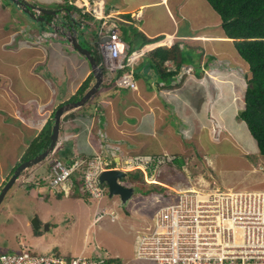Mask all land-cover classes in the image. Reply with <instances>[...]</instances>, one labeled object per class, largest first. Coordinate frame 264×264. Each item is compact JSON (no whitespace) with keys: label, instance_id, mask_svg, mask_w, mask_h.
<instances>
[{"label":"rangeland","instance_id":"rangeland-1","mask_svg":"<svg viewBox=\"0 0 264 264\" xmlns=\"http://www.w3.org/2000/svg\"><path fill=\"white\" fill-rule=\"evenodd\" d=\"M0 1L3 4L9 2L8 0ZM63 1L28 0L27 2L52 9ZM199 7L202 14H205L206 10L214 12L205 0H203V3L201 2ZM0 12H3V10H0ZM214 16L219 19L217 14H214ZM155 19L156 17L153 14L149 15V19L143 18L142 27L148 28L151 21ZM199 20L201 21L200 17ZM188 24L195 33H197L198 27L205 32L210 31L213 33L215 30L214 26L210 29L209 25L197 26L194 22ZM215 25H217L218 30L221 29L220 22ZM183 29L181 32L188 30L186 27ZM210 32L208 33L212 34ZM85 34L89 36L91 31L88 30ZM80 39L83 40L81 37ZM177 40H180L183 48L181 53L184 55L185 63L174 76L173 84L176 96L171 99V103L174 105V113L166 103L165 106H159V104V108L162 109L159 115L161 117L157 120L159 133L152 134L155 137L152 139L150 134L152 123L148 122L146 124L149 128L146 133L148 137L142 138V144L135 146L132 143L133 138H138L134 135L131 139V145L124 148L129 154L158 153L167 157L166 160L160 159V162L156 164L152 178L151 174L146 178L148 182H156L159 186L165 187L166 193L140 194V191L146 192V190H149L148 188L154 187H150L151 184L146 181L139 180V182L128 179L127 181L137 189L138 193H133L124 202L121 201L118 195L104 196L102 198L103 202L100 199L98 203L101 208L98 212L101 213L102 211V214L91 224L96 202L91 199L85 200L83 197L73 198L63 195L57 197L53 194L54 190L50 189L46 180H44V185L41 186L22 181V178L26 175L48 179V162L51 160L50 158L58 156L64 160L71 157V149L81 140H86L85 133L87 139H96L98 145L102 144V146L112 139L113 129L111 127L110 129H100V131H98V128H96L97 131L94 128L88 131L84 129L85 125L90 124L92 121L90 120L92 116L90 117L88 111L85 112L88 107L86 105L82 107L84 106L82 105L67 111L61 118L62 124L65 125L67 124L65 120L76 117L75 120L68 123L66 132H64H68V135L64 136L62 127L60 129L59 139L61 145L58 147L59 153L49 154L34 165L23 169L5 193L0 203V253L19 251L25 245L26 249L35 253L46 254L51 253L52 250L49 249L52 247L68 249L74 243L81 244L85 242L93 247L91 255H94V251L98 252L99 250L96 247L99 244L95 242L99 237L101 238L100 241L105 242L107 245L105 246L106 252L111 257H117L119 260L117 264H156L152 260L136 256L133 248V241H135L133 236H136L138 229L142 228L138 230L141 233L152 224L157 209L169 201H174V193L171 191L173 188L178 189L182 185H190L194 180L205 184L208 183L207 181H214L222 187L234 189L264 188V169L260 168L264 163L263 155L259 153L258 149L255 150L254 139L249 134L244 121L237 117V112L243 107L244 86L250 76L244 60L239 56L236 57V61L232 59L237 56L232 41L225 42L228 49H230L228 53L223 50L225 45L219 46L218 41L215 40L208 41L211 46H207V43L203 41V47L200 44L202 40H197L196 43L192 39ZM188 41H191L188 44L195 43L196 46L188 45ZM201 48L203 52H201ZM208 54L210 60L206 57ZM8 57L3 56L0 59L5 60ZM201 60H203L205 66L199 65ZM145 62L138 66L142 69L140 71L142 78ZM190 73L195 77L194 80H192ZM214 80L220 81L215 83ZM234 81L237 82L238 87H236ZM231 84H234V88ZM229 85H231V88ZM218 88L222 89V93L218 91ZM233 89L236 92L235 96L238 97L237 101L235 100L236 102L234 100L229 101L230 92ZM97 91L92 95V98L98 97L99 93L97 94ZM220 93L222 96H219ZM162 101L163 99L159 94L153 100L157 104ZM90 102L88 101V103ZM231 104L235 107H229ZM100 110L102 111L103 108L97 112ZM50 116L51 114L46 119H50ZM143 119L145 121L148 118L144 116ZM126 120L127 123H130L133 120L132 116L130 115V118L126 117ZM161 128L163 130H159ZM165 128L170 130L168 135L174 136V139L169 142L160 140L159 134L161 136L167 134ZM76 131H79V137L72 138L71 135ZM122 140L124 141V139ZM111 142L115 141L111 140ZM174 152L183 156L181 166H178L177 162L172 163ZM127 168L138 167L132 168L130 166ZM155 188L159 189L158 186ZM110 209L113 211L112 215L109 214ZM35 217L40 223L39 232L36 234H34V228L31 224V220ZM45 224L48 225L47 228H45ZM138 224L141 225L140 228H138ZM19 239L21 240L17 242Z\"/></svg>","mask_w":264,"mask_h":264},{"label":"crops","instance_id":"crops-1","mask_svg":"<svg viewBox=\"0 0 264 264\" xmlns=\"http://www.w3.org/2000/svg\"><path fill=\"white\" fill-rule=\"evenodd\" d=\"M8 1V4H3L0 1V10H3V12H0V58L9 56L5 60L0 59V188L9 178L25 148L36 137L54 108L67 101L76 92L80 84L92 74L88 60L71 47L69 41L63 36L48 38L43 41L35 40L34 34L42 28L41 24L30 18L14 1ZM201 2L203 3V0H105L106 11L109 14L130 13L132 18L139 22L138 29L146 36L150 38L155 36L163 37L155 42L145 44L143 53L134 62V70L139 73L138 76L134 75L137 89L114 88L113 86L108 87L106 84H102L97 91V94L99 93L98 97L92 98L93 96H91L88 100L91 102L88 103L87 101V104L82 106L85 107L86 105L88 108L85 112L88 111L90 117L92 116L90 119L92 121L90 124L85 125L84 129L88 131L94 128L97 131L96 128H98V131H100V129H110L111 127L113 129L112 139L109 138L108 143L106 142L103 145L104 149L103 147L99 149L102 144L98 145L96 139H87L85 133L84 137L86 140H81L71 149V156L89 155L99 152L101 149L105 152L108 144L115 146L116 160L129 155L124 148L131 145V139L134 135L138 136V138H133L134 141L132 143L135 146L142 144V138L148 137L146 136L149 130L146 125L148 122L152 123L151 138H155L152 134L158 132L159 124L157 120L161 117L159 115L162 111L159 106H165L166 103L172 113H174V105H172L171 99L176 96L173 84L174 76H172V81L170 82L172 85L167 86L166 81L169 78H160L159 71H156L151 63L149 53L156 46L169 48L174 43V39H192L194 42L202 40L200 44L203 47L202 44L204 42L207 43V46H211L208 41L215 40L218 41L219 46L224 44L225 49L223 50L229 53L230 49H228L225 42L231 40L226 37L228 40L222 41L225 38L223 31L222 29L218 30L216 28L217 25H215L220 22L214 16L217 13L206 10V13L202 14L199 7ZM150 14H153L156 19L151 21V25L148 28L142 27L143 18L149 19ZM75 17L77 18L75 29H83L84 31H90L92 27L95 29V22L79 19L77 14ZM193 22L197 26L209 25L210 29L214 26L215 30L213 33L210 31L205 32L198 27L197 33H195L188 24H193ZM43 26L45 25L43 24ZM185 27L188 30L181 32ZM80 37L83 39L81 43L87 41V44H83L85 47L92 44V40L86 34L84 36L78 35L79 41H81ZM192 37H198V39H193ZM166 39L167 41H165ZM191 41H188L187 44ZM194 44L188 45L193 46ZM238 56L232 59L236 61ZM229 57L231 58V56ZM143 62L146 64L143 66L144 71L142 74H144L142 78L140 76L142 69L138 68V66L143 64ZM199 65H204L203 60L200 61ZM162 67L167 70H173L174 62L167 60ZM217 70L219 71V69ZM193 78L195 77L192 75V80H194ZM93 82L94 77L90 81V86ZM214 82L217 83L215 80ZM229 87L231 88V85ZM218 91L222 93V89L219 90L218 88ZM157 94L162 97L163 103L157 104L153 102L157 98ZM97 104H99V109L103 108L102 111L97 112L99 110ZM229 107L233 108L232 105ZM218 113L220 114V112ZM130 115L133 119L131 120L132 123H127L126 117L130 118ZM144 116L148 118L145 121L143 119ZM75 118L65 120L67 122L65 125L62 124V119L60 120L59 135L61 127L63 133L66 132L68 123H71ZM164 130L167 131V134L163 136L159 134L160 140L169 142L174 139L173 135H168V131H170L168 128ZM66 135H68V132L64 133V136ZM79 135V131H76L71 137H79ZM111 140L115 142H111ZM41 185H44V183L39 186ZM53 194L57 197L62 196L59 193ZM68 197L79 198V196ZM96 203L98 205L99 202ZM110 210L112 211V209ZM140 227L141 225L138 224V228ZM38 232H34V234ZM100 239L98 237L95 241L99 244L96 246L99 250L93 253L96 255L98 253L103 257L110 256L105 250L107 245ZM92 248V246L84 242L81 244L74 243L68 249H58L56 247L49 249L48 247L47 250H57L60 254L66 256L80 253L92 256Z\"/></svg>","mask_w":264,"mask_h":264},{"label":"built area","instance_id":"built-area-1","mask_svg":"<svg viewBox=\"0 0 264 264\" xmlns=\"http://www.w3.org/2000/svg\"><path fill=\"white\" fill-rule=\"evenodd\" d=\"M72 3L94 21L101 20L97 27L99 37L107 36L98 40L103 70L110 77L118 74L114 80L117 86L136 89L133 69L141 50L130 55L124 52V43L112 21L117 16L106 11L104 0ZM56 18L51 20L52 24ZM58 31L64 33V28L59 27ZM56 36L57 31L41 30L36 39ZM60 143L59 139L56 147ZM103 149L92 155H79L70 163L53 156L48 162V179L26 175L22 181L40 185L46 180L54 192L63 195L71 194L77 183V191L98 202L106 191L98 178L101 171L130 166L155 169L160 159H167L163 155H125L116 160L115 146L109 144L105 152ZM197 182L174 189V201L157 209L152 224L137 232L136 256L156 264H264V188L234 189L214 181ZM98 211L94 221L102 214ZM0 264H103V258L82 253L70 258L38 254L24 245L19 251L0 253Z\"/></svg>","mask_w":264,"mask_h":264},{"label":"trees","instance_id":"trees-1","mask_svg":"<svg viewBox=\"0 0 264 264\" xmlns=\"http://www.w3.org/2000/svg\"><path fill=\"white\" fill-rule=\"evenodd\" d=\"M72 2L73 0H64L62 3H58L56 5V11H61L62 9L65 11V14H62L58 19L60 25L64 26L67 30L75 31V23L77 20L73 18V14H77L79 19L91 20L95 22L97 27L99 26L101 20L94 21L92 16L88 13H81L80 8ZM206 2L219 16L220 27L223 31L224 37H227L232 41L233 46L237 51V55L244 60L245 66H247L250 72V76L247 78L244 86L243 107L237 112V117L244 121L249 134L255 141V150L258 149L264 159V0H206ZM43 16L44 21H38L42 28L44 27L43 24L45 21H48L52 15L44 14ZM112 21H114L118 29L117 31L119 37L124 42V51L127 54L140 49L145 44L155 42L163 37L155 36L150 38L146 36L140 29H138L139 22L133 19L130 13H118L116 18H112ZM97 27L92 29L91 37L88 36V38L92 40V44L87 47L91 49V52L96 58V62H100L102 59L100 53L98 52L99 32ZM85 32L86 31L82 29L77 33L78 35L84 36ZM79 42L81 43L82 41ZM83 44H87V41L81 43V45ZM181 49L183 48L181 47L180 40L174 39V43L169 48L156 46L149 53L154 69L159 71V77L169 78L166 81L167 86L172 85L170 84L172 76H175L178 73V70L181 69L183 67L182 65L185 63L184 55L181 53ZM201 52H203L202 49ZM209 58L208 54L207 59ZM167 60H172L174 62L175 66L173 70H167L162 67L164 62ZM103 72L104 79L102 84H106L108 87L113 86L114 88H118L119 86L114 83L118 74L111 76V78L105 70H103ZM133 73L136 76L139 75V73H137L134 69ZM93 77V74H90V77L86 78L80 84L76 92L70 96L68 100H77L89 88L90 81ZM235 83L236 87H238L237 82H234V84ZM234 84H231L233 88ZM52 116L53 112L50 117L52 118ZM51 118L46 120L36 137L29 142L24 153L20 157V161L34 156L48 145L52 125ZM58 150L59 149H57L55 153H57ZM176 153L177 152H174L173 162H177L178 166H181L183 163V156ZM77 157V155L71 156L64 160L70 163ZM263 165L264 163L260 167L261 169H264ZM126 177L122 180L129 179L145 181V179H143V173L140 169L127 171ZM31 184L33 185V182H31ZM150 184V187L154 188H148L149 190H146V192L140 191V194H148L151 192L166 193L164 187L153 183ZM75 185V187L78 188V184L75 183ZM103 185H105V183H103ZM156 186H158L159 189H156ZM135 193H138L136 188ZM71 196H79L87 199V195L80 192H74ZM38 231V229L34 230V232ZM51 253L56 255L60 254L57 250H52ZM63 256L67 258L71 257L66 255ZM92 256L103 258V264H117L119 261L117 257H103L98 253L97 255L94 254Z\"/></svg>","mask_w":264,"mask_h":264},{"label":"water","instance_id":"water-1","mask_svg":"<svg viewBox=\"0 0 264 264\" xmlns=\"http://www.w3.org/2000/svg\"><path fill=\"white\" fill-rule=\"evenodd\" d=\"M12 1L18 4L23 9V11L26 14H28L30 18L36 21H44V16L41 14H51V15L56 14V10L54 9H47L40 6H35L27 2V0H12ZM34 9H38L41 12V14L35 15L33 12ZM105 39L106 37L102 38L101 40L103 41ZM68 40L71 43V46H73L80 54L84 55V57L88 60L87 62H89L91 71L94 76V82L77 100L66 101L56 107V109L53 112V117L51 118L52 125H51V132L49 135L48 145L41 152L35 154L34 156L28 159L20 161L15 166L13 173L0 188V203L5 193L7 192L8 188L13 184V182L18 177L17 175H19L22 170L44 159L54 149L56 140L58 138L61 116L67 111L82 106L99 89V87L102 84L103 71L101 67L98 66V62H96V58L92 54L91 50L81 45V43L78 41L76 37V33H72ZM125 176H126V172L124 170L107 169V170H103L99 174L98 178L100 182H105L107 184L108 196H112L114 194L118 195L121 201L124 202L133 194L132 186L124 185L119 182V179ZM31 224L35 230L40 227V223L38 222L36 217L31 220ZM47 227L48 225L45 224V228Z\"/></svg>","mask_w":264,"mask_h":264},{"label":"clouds","instance_id":"clouds-1","mask_svg":"<svg viewBox=\"0 0 264 264\" xmlns=\"http://www.w3.org/2000/svg\"><path fill=\"white\" fill-rule=\"evenodd\" d=\"M104 2H105V0H104ZM18 5V4H17ZM36 6V5H35ZM105 9H106V7H105ZM23 10V9H22ZM54 10H55V8H54ZM33 12H34V14L35 15H40L41 14V12L38 10V9H34L33 10ZM62 14H65V11L62 9L61 11H56V14H54V15H52L51 16V18L50 19H48V21H46L45 23H44V27L43 28H41L42 30H49V31H57L58 32V36H56V37H54V38H57V37H59V36H63L66 40H68L69 39V37L71 36V34L72 33H76V37H77V39H78V31L79 30H77V29H75V31L73 30V31H70V30H67V29H65V27L64 26H62V25H60L59 24V22H58V19H59V17L62 15ZM41 15H44V14H41ZM75 15L76 14H73V18L74 19H76L77 20V18L75 17ZM118 14H116V16H117ZM55 16L57 17L56 18V20L54 21V23L52 24L51 23V20L53 19V18H55ZM77 17H78V15H77ZM36 21V20H35ZM40 22V21H39ZM59 27H62V28H64V33H66V34H64V33H61V32H59L58 31V29H59ZM97 27V25L95 26V28ZM41 29H39V31H37L35 34H34V37H35V40H36V36H37V34L41 31ZM92 29H94V28H92ZM92 29L90 30V31H92ZM90 37H91V35H89ZM104 37H107V36H104ZM104 37H102V38H104ZM50 38H53V37H49V39ZM102 38H100L99 37V39L101 40ZM48 39V38H47ZM90 39V38H89ZM69 41V40H68ZM78 41H79V39H78ZM102 41V40H101ZM165 41H167V39L165 40ZM70 43V42H69ZM124 43V42H123ZM70 45H71V43H70ZM83 46V45H82ZM71 47H73V46H71ZM85 47V46H84ZM144 45L140 48V49H138V50H134V51H139V50H141V54L143 53V50H144ZM74 48V47H73ZM86 48H88V47H86ZM75 49V48H74ZM89 49V48H88ZM76 50V49H75ZM91 50V49H90ZM99 52V51H98ZM125 52V51H124ZM100 53V52H99ZM93 54V53H92ZM127 54V53H126ZM140 54V55H141ZM101 55V54H100ZM130 55V54H129ZM101 59H102V56H101ZM138 59V58H137ZM102 61V60H101ZM98 66L99 67H101V69H102V71H103V67H102V65H101V62H98ZM186 67V66H185ZM171 68V67H170ZM205 73V72H204ZM93 74V73H92ZM103 79H104V72H103V78H102V83H103ZM136 80V79H135ZM137 84V83H136ZM137 89V88H136ZM130 90H135V89H130ZM91 98V97H90ZM89 98V99H90ZM69 101V100H68ZM88 101V100H87ZM86 101V102H87ZM66 102V101H65ZM85 102V103H86ZM64 103V102H63ZM84 103V104H85ZM62 104V103H61ZM83 104V105H84ZM60 105V104H59ZM58 105V106H59ZM57 107V106H56ZM56 107L54 108V110L56 109ZM81 107V106H80ZM76 109V108H75ZM54 110L52 111V112H54ZM71 111V110H70ZM66 113V112H65ZM63 116V115H62ZM61 116V117H62ZM53 117V116H52ZM61 120V119H60ZM60 125V124H59ZM59 140V133H58V138H57V140H56V144H57V141ZM61 141V140H60ZM56 144H55V147H54V149L50 152V154H54L55 152H56V150L58 149V147L61 145V143H60V145L58 146V147H56ZM54 151V152H53ZM89 155H91V154H89ZM130 156H135V155H160V154H158V153H156V154H152V153H150V154H129ZM58 157V156H57ZM23 161V160H22ZM19 162H20V160H19ZM172 163H174L173 162V160H172ZM18 164V163H17ZM153 166H150V167H147V168H145V169H141V168H133V169H123V168H109V169H120V170H124L125 172H126V176H127V171H129V170H134V169H140L142 172H143V179H145V181L146 182H148L147 181V177H148V175H150L151 176V178H152V174H153V171H154V169L152 168ZM107 170V169H106ZM102 172V171H101ZM100 172V173H101ZM125 176V177H126ZM125 177H123V178H125ZM123 178H121V179H119V182L120 183H122V184H124V185H128V186H132L133 187V193L135 192V188H134V186L130 183V182H128L127 180H122ZM127 178V177H126ZM153 179H155V178H153ZM100 181V180H99ZM101 183V185L102 186H104L105 188H106V191H105V195L104 196H106V195H108V187H107V184L105 183V182H100ZM103 183H105V185H103ZM149 184L150 183H153V184H157L158 185V183H156V182H148ZM39 186V185H38ZM165 188V187H164ZM166 189V188H165ZM171 191H173V193H174V188L171 190ZM74 192H79V191H77V188H75L74 189V191L71 193V194H69V195H63L61 192H54V193H59V194H61V195H63V196H71ZM81 193V192H80ZM87 195V194H86ZM115 195V194H114ZM103 196V197H104ZM102 197V198H103ZM102 198H101V200H102ZM83 199H85V198H83ZM87 199H90L88 196H87ZM87 199H85V200H87ZM93 202H97V201H95V200H93V199H91ZM99 202V201H98ZM101 208L97 205V203H96V205H95V207H94V209H93V218H92V220H91V224H93L95 221L93 220L94 219V216H95V212H96V210H100ZM101 213H102V211H101ZM109 214L110 215H112L113 214V211H109ZM97 220V219H96ZM134 243H135V241H134ZM135 245V244H134ZM97 246V245H96ZM88 255V254H87ZM74 256V255H73ZM109 264V263H108Z\"/></svg>","mask_w":264,"mask_h":264},{"label":"bare ground","instance_id":"bare-ground-1","mask_svg":"<svg viewBox=\"0 0 264 264\" xmlns=\"http://www.w3.org/2000/svg\"><path fill=\"white\" fill-rule=\"evenodd\" d=\"M193 38V37H192ZM194 38H197L198 39V37H194ZM193 38V39H194ZM207 40V39H206ZM222 40H228L226 37L224 38V39H222ZM212 72V71H211ZM215 81H217V83L219 82L218 80H215ZM219 90H221V89H219ZM221 92V91H220ZM231 93V97L229 98V100L230 101H232V100H236L237 101V99H238V97L237 96H235L236 95V92H235V90H232V92H230ZM229 93V94H230ZM229 94H227V95H229ZM220 96H222V94L220 93ZM228 97V96H227ZM226 98V97H225ZM235 101V102H236ZM240 102H242V101H240ZM233 107H235V105H233V104H231ZM220 110V109H219Z\"/></svg>","mask_w":264,"mask_h":264}]
</instances>
